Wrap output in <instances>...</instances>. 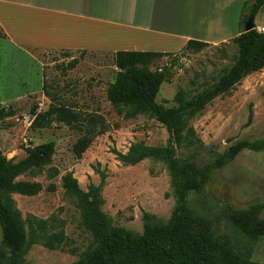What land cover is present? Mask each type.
<instances>
[{
	"label": "rangeland",
	"instance_id": "1",
	"mask_svg": "<svg viewBox=\"0 0 264 264\" xmlns=\"http://www.w3.org/2000/svg\"><path fill=\"white\" fill-rule=\"evenodd\" d=\"M244 1L236 0L238 14L249 12V8L244 10ZM246 1L249 5L255 2ZM263 23L264 6L255 20L257 25ZM242 30L240 21L231 28L233 35ZM18 50L22 49L0 39V110L5 113L0 120V151L18 161L26 156L28 147L55 142L56 153L51 162L41 171H31L19 178L40 182L42 192L31 197L16 194L14 198L24 218L47 219L52 229L62 228L69 238L65 249L34 245L26 255L27 262L73 264L85 260L99 245L83 226L76 199L67 195L63 187L67 173H73L80 187L88 191L91 184L98 185L101 181L95 168L106 170L102 209L115 228L143 233L145 213L167 221L174 211L176 197L165 159L150 157L130 165L121 161L117 153L127 154L133 145L140 143L166 147L170 134L157 119L146 114L129 117L108 100L107 90L118 72L114 55L51 50L19 54ZM237 54V46L230 42L197 53L183 50L155 60L153 70L165 68L171 73L170 81L161 86L159 103L168 107L176 105L174 98L180 88L193 96L212 86L233 64ZM74 60L78 63L72 67ZM50 97L74 106L84 116L104 117L106 130L96 135L81 158L73 152L76 141L84 135L79 127L58 122L42 129L31 127L34 110H48ZM189 126L194 133L176 148L175 157L198 168L218 166L222 158L227 159L229 149L240 141L264 138V69L245 75L233 89L214 99L191 119ZM207 194L212 206L194 196L191 201L203 211L213 208L210 214L213 235L227 240L243 258L264 263V236L250 240L218 210L222 206L239 210L258 206L260 218L264 219V151L246 149L221 166L213 167ZM2 240L0 223V245Z\"/></svg>",
	"mask_w": 264,
	"mask_h": 264
},
{
	"label": "trees",
	"instance_id": "2",
	"mask_svg": "<svg viewBox=\"0 0 264 264\" xmlns=\"http://www.w3.org/2000/svg\"><path fill=\"white\" fill-rule=\"evenodd\" d=\"M263 6L264 0H255L251 5L245 2L244 10L249 8V12L242 13L240 26L243 30L231 40L237 46L238 54L229 69L216 83L193 96L180 88L174 98L176 105L171 107L158 101L161 86L170 81L171 73L165 68L152 69L155 60L171 53L115 52L114 62L118 72L107 90L108 100L119 112L125 111L129 117L146 114L157 119L170 134L166 147H147L140 143L133 145L127 154L117 155L130 165L150 157L165 159L176 205L167 221L145 213L143 233L115 228L112 219L102 209V191L108 177L106 170L99 166L95 168L101 181L98 185L91 184L88 191L80 187L73 173H67L63 177V187L67 195L76 199L83 226L99 243L85 260L73 264H264L243 258L227 240L216 238L210 218L213 208L203 211L191 201L194 196L205 205L212 206V199L207 194L212 168L221 166L224 161L246 149L264 151V138L238 142L229 149L227 159L222 158L218 162V166L198 168L194 163L175 157L176 148L194 133L189 126L191 119L214 99L233 89L245 75L264 69V33L244 30L248 18L253 15L256 19ZM0 39H7L1 29ZM209 46L208 43L189 41L185 50L197 53ZM77 63L74 60L72 67ZM45 87L44 80L43 89ZM50 100L52 103L48 110H34L31 127L47 128L55 122L79 127L84 135L76 141L73 152L81 158L96 135L106 130L104 117L99 114L84 116L74 106L64 105L53 97ZM4 114L0 110V120ZM252 115L251 112L250 117ZM55 153L56 144L50 141L28 147L26 156L18 161L0 155V223L3 231L0 264H30L26 255L34 245L42 244L48 249L59 250L65 249L69 243L65 231L62 228L52 229L47 219L35 216L24 218L14 198L16 194L31 197L42 192L40 182L19 178L31 171H41ZM218 210L233 228L250 240L256 241L264 236V219L260 218L258 206L246 210L222 206Z\"/></svg>",
	"mask_w": 264,
	"mask_h": 264
},
{
	"label": "crops",
	"instance_id": "3",
	"mask_svg": "<svg viewBox=\"0 0 264 264\" xmlns=\"http://www.w3.org/2000/svg\"><path fill=\"white\" fill-rule=\"evenodd\" d=\"M236 4V0H0V29L8 42L22 49L19 54L37 50L176 54L189 41L209 47L230 43L240 33L231 32L242 16Z\"/></svg>",
	"mask_w": 264,
	"mask_h": 264
},
{
	"label": "water",
	"instance_id": "4",
	"mask_svg": "<svg viewBox=\"0 0 264 264\" xmlns=\"http://www.w3.org/2000/svg\"><path fill=\"white\" fill-rule=\"evenodd\" d=\"M254 29H255V17L253 15H251L244 25V30H245V32H249V31L254 30ZM2 154L3 153L0 151V155H2Z\"/></svg>",
	"mask_w": 264,
	"mask_h": 264
},
{
	"label": "built area",
	"instance_id": "5",
	"mask_svg": "<svg viewBox=\"0 0 264 264\" xmlns=\"http://www.w3.org/2000/svg\"><path fill=\"white\" fill-rule=\"evenodd\" d=\"M259 33H264V23L262 25L255 24V29Z\"/></svg>",
	"mask_w": 264,
	"mask_h": 264
}]
</instances>
